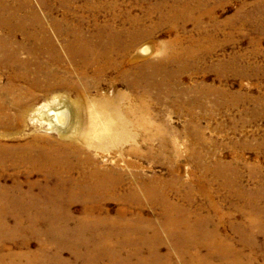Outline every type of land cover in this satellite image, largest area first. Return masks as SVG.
<instances>
[{
  "label": "rangeland",
  "instance_id": "rangeland-1",
  "mask_svg": "<svg viewBox=\"0 0 264 264\" xmlns=\"http://www.w3.org/2000/svg\"><path fill=\"white\" fill-rule=\"evenodd\" d=\"M91 1L29 0L58 53L56 56L54 53L53 58L39 57L40 63L48 65V68L40 72L44 76L38 78L39 89L33 93L34 98L30 102L25 93L28 89L25 81L17 79L12 84L10 76L17 65L11 69L5 65L7 54L3 49L10 44H13L12 51L22 47L19 57L28 58L27 50L35 46V41L28 42L27 39L31 34L35 35L37 29L26 27L23 32L9 36L5 26L17 29L18 19L0 20L1 90L7 92L10 102L16 97L28 102L23 108L24 117L17 125L9 130L0 128V143L29 142L22 147L29 148L31 145V149L36 151L49 148L56 152L60 160H66L68 151L61 142L69 144L70 140L63 139L61 133L50 128L43 115L60 102L58 96L64 100V105L79 104L81 108L78 106L76 117L77 120L83 117V121L88 119L90 110L104 100L112 99L122 106L137 103L138 93L127 88L113 69L97 76L98 86H91L83 102L78 101L79 96L69 90L43 94L42 87L53 81L46 76L50 70L56 71L58 77H66L65 70L68 69L71 77L67 79L79 88V77L73 72V65L64 51V39L55 32L50 20L55 18L61 26L65 25L64 20L75 23L82 18L89 22L96 11L85 8L86 3ZM94 2L96 6H116L117 28L123 22L128 24L127 20L131 18L135 20V27L131 30L138 32L139 36L132 44L130 58L138 62H159L164 57L159 66L162 74L157 72L156 78L152 77L154 82L151 80L153 83L159 80L160 84L152 87L146 98V118L151 124L147 136L143 131L132 128L135 140L130 137L127 141L126 136H122L126 141L110 150L78 145L83 157V170H105L116 165L129 173L126 176L135 180H132L135 184L143 175L158 189V194L151 198L157 200L152 202L141 197V200L128 204L119 199H108L104 204L106 212H96V220L102 221L101 217L108 216L116 223L125 218L136 221L142 216L145 222L150 220L157 225L162 216L160 196L164 195L176 204L179 211L190 214L189 221L195 222L198 218L207 220L208 229H216L232 243L234 251H238L236 261L241 264H264V227L258 231L247 230L249 226H264V0ZM104 11L100 12L99 21L112 17V13ZM142 44L149 48L148 53L135 59L134 55H138L135 53ZM58 58L65 65H56ZM50 61L55 66L49 65ZM35 70L33 65L31 72ZM149 72H153L152 68ZM95 81L87 82L92 85ZM121 96L128 99L124 101ZM0 102L6 101L1 98ZM114 135L120 140L122 134L118 130ZM145 137L147 144H144ZM35 138L43 139L44 144L35 141ZM22 151L14 147L7 155H0V187L5 190L2 194L7 195L0 194V255L9 252L21 254L22 264H115L109 256L113 255L111 249L115 252L118 242L126 245L123 243L126 238L121 230L123 226L105 223L97 228H83L77 225L83 217V200L69 195L68 187L61 184L64 182L51 174L55 168L45 165L49 170L47 173L40 170V173L30 166L17 164L23 163L20 158ZM133 151L135 154H131ZM70 160L76 163V159ZM30 186L32 193L23 195ZM50 189L54 194L50 193ZM43 190L51 197L41 194ZM69 201L72 202L70 210L73 219L65 216L62 209L55 213V207ZM36 206L48 209L37 211L34 209ZM14 207H21L24 211H16ZM120 209L124 210L121 216L117 214ZM192 218H195L194 221ZM99 234L105 236L109 247L97 243ZM52 241L55 243L52 244ZM171 242L165 233L161 234L158 245L160 259L163 261L165 258L167 264H185L194 248L183 245L182 249L187 252L183 258L179 248ZM252 245H255V251L250 249ZM132 246H125L119 256L129 258L132 253V264H140V257L148 258L150 250L147 246L141 249L143 251ZM208 253L206 248L198 249L200 258L207 257ZM208 262L223 264L224 259L214 253L209 256Z\"/></svg>",
  "mask_w": 264,
  "mask_h": 264
},
{
  "label": "bare ground",
  "instance_id": "bare-ground-1",
  "mask_svg": "<svg viewBox=\"0 0 264 264\" xmlns=\"http://www.w3.org/2000/svg\"><path fill=\"white\" fill-rule=\"evenodd\" d=\"M96 5L94 0L86 3V9L90 11L96 10L95 12L93 11L94 14L92 15L89 22L85 21L81 17H79L81 19L75 21V23H71L69 20L65 21L63 19L65 25L61 26L59 21H55V18L50 20V23L53 26L55 32H57L61 36V38L64 39V51L69 56L68 61L73 65V72L79 77L78 83L80 84V89L77 85L73 84L69 79H67V77H71L70 71L68 69L65 70L67 74L66 77H58L56 71L50 70L46 73V76L53 81L47 83L45 87H42L43 94H45L46 96L54 94L57 91L69 90L79 96L80 99L78 101L83 102L84 96L85 94L90 92V89L92 88L91 86H98L99 81L97 80V76H102L108 69H113L118 72L119 80L124 83L127 88L138 93L137 98L135 97L137 103L130 104L129 106H122L120 105V103L115 102L112 99H107L100 102L95 109L90 110V114H88L87 116L88 119L83 121V117H80L79 120H77L76 117V112H78L77 108L79 104H75L73 106L64 105V100H62L61 97L58 96L57 99H60V102L55 107L48 109L46 112H43V115L45 116V119L47 120L50 128L61 133L63 139L70 140L69 144L61 142V144H63L68 151V158L66 160H60L56 152L53 150L52 152L49 148H47L46 151H36L34 148L31 149V145H29V148L22 147V145L29 142H18L16 144H7L8 142H2L0 143V155H7L12 150V148L19 147L23 150L20 155L23 163H15L20 164V166H30L31 169H34L35 171L40 173L41 171L47 173V171L49 170L46 169L45 165L55 168L54 171L52 170L53 173L51 174H54V177L56 179L64 182L61 184L68 187L67 192H69V195L71 197H78L83 200V208L81 212L83 217L77 221V225H80L83 228H97L104 225L105 223H111V226H123L121 230L124 231L123 235L126 237L123 240V243H125L126 245H120V242H118L115 246V252H113L111 249V254L113 255L109 256L117 264H132V253H130L129 257L130 261L129 258H123L119 256V253L121 254L123 248L129 245H133L132 247L136 248V250L138 251L143 249L144 246H147L149 248L150 254L148 258H146V256L140 257V264H167L165 258L162 261L160 259L161 256H159L158 245L160 244L159 242L161 240L162 233H165L167 237H169V239L172 241L171 243L179 248V253L181 256H183V258L187 254V252L182 249L183 245L194 248L195 251L189 255V260L185 264H210L208 262V258L214 253H218V255L224 259L223 264H241L236 261L239 253L238 251H234L231 246L232 243H229L226 238H223L216 231V229H208L207 220L198 218L195 222H192L191 220L189 221L190 214L179 211V208L176 206V204L174 205L173 203H171L170 200H168L164 195L160 196L159 203L162 210V216L159 224L155 222L157 225H153L152 222H149L150 220L148 222H145V219L140 215L139 218L137 217V220L135 219L136 221H130V219L125 218L115 223V221L108 218V216L101 217L103 219L102 221L96 220V212L105 211L104 204L108 199H119L122 202H127L128 204L133 200H141V197L152 202L157 200L151 198L153 195L158 194V189L151 183L150 180L147 179V177H144L143 175L135 184L133 182L135 180L132 179V181L130 179L131 177L129 178L126 176L129 175V173H125V171H123L121 168H118L116 165L105 170L99 168H92L90 171L83 170V157H81L82 154L79 151L78 145L82 144L92 149L104 148L106 150H110L111 148L118 147V145L126 141L122 138V136H126L127 141L130 140V137L132 141H134L135 136L132 133V128H136L140 132L143 131L145 133V136H147V134L150 132L151 124L146 118V113L148 110L146 98L147 95L151 93V88L160 84L159 80L158 82L156 81L157 83H153L154 81L152 80V77H155L157 72L161 73L159 71V66L160 62L162 63V59H164V57L160 58L161 60H159V62H157L156 60H154L155 62H138L137 60H134V58H130L129 55L132 50V44L139 36L138 32H136L135 30H131L135 27L134 24H136V22H133L135 20L131 18V20H127L129 22H127L128 24L123 22L121 23L120 28H117L116 24L118 18L114 13V9L116 6H108L107 3V7ZM102 9L106 11L108 10L107 12L112 13V17H110L109 20H103L104 22L98 20L99 14ZM167 10L168 9H166V11ZM14 17L18 19L16 21L17 29L13 30L11 27L5 26V30L7 31L9 36H13L19 31L23 32L26 27L30 30L37 29L36 34H31L27 39L28 42L35 41V46L29 47V49L27 50L29 52L28 58L23 59L19 57V53L21 52L22 47H17L15 51H12L13 44H10L3 49V51L7 54L5 65L10 69L14 68L15 65H17V67L12 70L13 74L11 73L10 76L12 84L13 81L16 82L17 79H23L28 85V89H26L25 93L30 98V102L34 98L33 93L37 89H39L37 83V81H39L38 78L44 76L40 72H44L43 69L48 68V65L40 63L39 57L44 56L53 58L54 53L55 56L58 53L56 48L54 47V44L46 36L42 24V19L33 9V6L29 2V0H0V20L8 21L13 19ZM3 26L4 25H2V27ZM143 45L144 44L138 47L137 51L139 53L136 51L137 53L135 54L138 55H134L135 59H137L139 55L145 56L144 54L148 53L149 48L146 45ZM180 53L183 52L180 51ZM168 54L171 55V53ZM192 56H194V54H192ZM181 57L183 56L181 55ZM165 60L167 61L169 59ZM60 64L65 65V62L58 58L56 61V65ZM33 65L36 68L34 73L31 72V68ZM49 65L55 66L52 61L49 62ZM149 68H152V73L149 72ZM90 73H93L94 75H90ZM87 81L95 82L91 85ZM1 89L2 87L0 86V97L6 102H0V128L3 130H9L23 119V108L28 102L22 101L18 97L14 98L12 102H10L8 101L6 96L7 92H2ZM122 99L125 101L128 98L123 97ZM127 102H129V100H127ZM79 108L81 107L79 106ZM11 110H13V112H11ZM118 130L121 131L122 134L120 140L118 139L117 135H114ZM36 140H38L39 143L44 144L42 142L44 141L43 139L41 141L40 139L35 138V141ZM144 144H147L146 137L144 140ZM64 153H66L65 149ZM131 154H135V152L133 151ZM70 158L76 159V163H71ZM105 160L107 161L108 158ZM86 172L89 173L86 174ZM75 174L77 176H74ZM78 174L83 176H79ZM31 189L33 188L30 186L22 194L26 195L27 193H32ZM49 191L50 193L54 194L52 189H50ZM2 193H5V190L4 188L0 187L1 196L7 197L6 194ZM41 194L45 195V197H51V195L46 190H43ZM19 195L20 194L15 196ZM56 195H58V190L56 191ZM71 203L72 202L69 201L68 203H64L66 205L62 203L60 206L55 207V213L58 212L59 209H62L65 216L73 219L70 210ZM13 209L21 212L24 211L21 207H14ZM34 209L37 211H43L47 210L48 208L43 206H36ZM251 212L253 213V211ZM261 213L262 212H260V214ZM117 214L120 216L123 215L124 210H118ZM66 220H68V218ZM263 227V225L249 226L247 227V230L251 232L253 230L258 231L263 229ZM54 231L57 232V230ZM61 231L65 233L64 230ZM134 236H136V239L134 238ZM254 238H252L253 242ZM51 243L54 244L55 242L52 241ZM97 243L102 244V247H109L107 245L108 240L104 235H98ZM200 248H206L208 250L209 253L207 257L200 258V256L198 255V249ZM250 249H254L255 251V245H252ZM149 250L147 252H149ZM22 257L23 255L21 254L16 255L10 252L6 254L2 253V255H0V264H22ZM91 264H99V262Z\"/></svg>",
  "mask_w": 264,
  "mask_h": 264
}]
</instances>
